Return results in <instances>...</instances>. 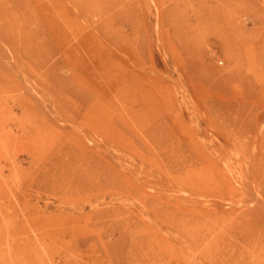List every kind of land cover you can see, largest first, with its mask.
Wrapping results in <instances>:
<instances>
[{
    "label": "rangeland",
    "instance_id": "obj_1",
    "mask_svg": "<svg viewBox=\"0 0 264 264\" xmlns=\"http://www.w3.org/2000/svg\"><path fill=\"white\" fill-rule=\"evenodd\" d=\"M38 1L0 0V264H264V0H52L64 48Z\"/></svg>",
    "mask_w": 264,
    "mask_h": 264
},
{
    "label": "bare ground",
    "instance_id": "obj_2",
    "mask_svg": "<svg viewBox=\"0 0 264 264\" xmlns=\"http://www.w3.org/2000/svg\"><path fill=\"white\" fill-rule=\"evenodd\" d=\"M55 1H52V0H39L38 1V6L40 8L39 11L41 14L40 15L41 21H43L45 28L47 30H51V33L53 32L55 34L56 33L58 34V32L61 30L64 32V29L67 27H71L72 30L74 27L75 31H76V29H77L76 28V26H77L76 22L72 24V19L70 17V14L64 9V7H62V4L59 1H58V3H54ZM212 2H215L217 4L211 5ZM229 3H230V0H203V4H205L207 6V10H209L213 14L215 20H219V19L223 18V16L226 15L225 12H226V8H227ZM40 33H43V31H41ZM62 36H63L62 46L64 48L65 45L69 44V42L66 38L65 32ZM65 55H66V58L69 59V52H68V54L65 53ZM50 58H51L50 56L48 59L42 58L41 62L37 61V64L39 66H43L48 61H50ZM62 60H63L62 64L56 65L57 70L65 68L66 66H68L69 63H67V61L64 59H62ZM90 112L92 114H94L95 116H97L98 118L104 117L103 114L99 113L98 111H96L94 109L90 110ZM93 131L96 132L95 130H93ZM97 131H98V129H97ZM258 187H260V186L258 185ZM241 188H248L245 180H243V179H242Z\"/></svg>",
    "mask_w": 264,
    "mask_h": 264
}]
</instances>
